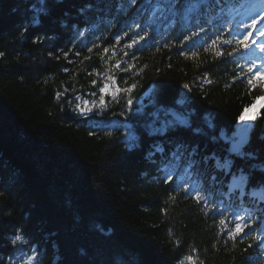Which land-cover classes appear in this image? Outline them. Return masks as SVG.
I'll return each mask as SVG.
<instances>
[{"label":"trees","instance_id":"1","mask_svg":"<svg viewBox=\"0 0 264 264\" xmlns=\"http://www.w3.org/2000/svg\"><path fill=\"white\" fill-rule=\"evenodd\" d=\"M127 3L0 0V264H258L252 244L223 237L159 165L179 144L184 161L237 202L243 181L227 172L246 174L252 189L264 173L241 158L228 170L204 163L224 158L223 148L184 128L149 135V105L139 101L182 102L230 131L260 103L245 152L264 163L263 88L227 53L129 48ZM129 131L138 147L129 148ZM242 198L256 213V197Z\"/></svg>","mask_w":264,"mask_h":264},{"label":"snow or ice","instance_id":"2","mask_svg":"<svg viewBox=\"0 0 264 264\" xmlns=\"http://www.w3.org/2000/svg\"><path fill=\"white\" fill-rule=\"evenodd\" d=\"M177 2H178V0H173V4H176ZM252 27H253V28L256 27V23H255V21L253 22ZM258 32H259V30H258ZM259 34H260V35H264V32H259ZM251 35H252L251 32L248 33V35H245V36L242 38V40H241V41H238L237 43H238V44H239V43H243V44L247 47V46H248L249 36H251ZM253 43H255L254 40H253ZM127 46H128L129 48L132 47L131 44H129V45H127ZM256 46L259 48V50H260L261 52H264V44H258V45H256ZM229 55H231V53H229ZM117 66L119 67V65H117ZM249 72H252V68L249 69ZM256 78H257V80L260 79L259 74H257V77H256ZM248 83H249V84H252V83H253L252 79H249ZM105 90H106V89H102L101 91H105ZM129 91H130V89H129ZM58 95H59V94H58ZM102 102H103V101H102ZM128 104H131V100L128 101ZM246 110H247V109H246ZM239 119H240L241 121H243V120H244V116L241 115V116L239 117ZM204 120H205V124H206V126H207L208 128H210V129H214V128H215V125H214V123H213V120H212V118H211L210 116H205ZM182 123H184V122H182ZM187 126H188V127H192L191 124H187ZM125 127L128 128V129H130V128H131V125H125ZM168 127H174V125H165V126L162 127V128L151 127V130L149 131L148 134H149V135H156V134H158V133H159V134H163V132L166 131V130L168 129ZM192 131H193L195 134H200L201 131H202V129H201L200 127H194V128H192ZM221 138H223V139H228V137L225 136V134L223 133V131H221ZM211 139H212L213 141H215V140L217 139V137H216V136H212ZM128 140H129V148H132V147H138V146H139V145L136 144V143H132V142H135V141L138 140V137L135 135L134 132L129 131V133H128ZM243 143H244L243 138H239V139H237L236 137H233V138H232V148H231L230 151H231V152L238 153V154L241 155V156L245 155L243 152L240 151V148L242 147ZM153 147L155 148V150H156L157 152H160V153H163V152H164L163 147H161V146H159V145H154ZM180 147H181V145L178 144V145H177V149H179ZM197 152H198V145H197L196 147L192 148L190 154H191L192 156H195V155L197 154ZM175 155H176V153H173V156H175ZM248 155L251 156L252 154H251V153H248ZM148 156H149V157L153 156V152L150 151V152L148 153ZM210 159H215V167H216V169L228 170V169H230V168L232 167V160L229 159V158H227V157H224V158H216L215 155L213 154L212 157H204V161H203V162L206 163V162H207L208 160H210ZM221 159L223 160V162H221ZM153 163H155V161H153ZM211 179H212L213 183H215L217 177H216L215 175H213V176H211ZM245 227H247L246 224H237V225H236V228H235V234H239L240 232H242L243 229H244ZM20 239H21L20 236H19V235H16V236L12 239V243H13V244H16L17 241H19ZM189 259H191V257H189Z\"/></svg>","mask_w":264,"mask_h":264},{"label":"bare ground","instance_id":"3","mask_svg":"<svg viewBox=\"0 0 264 264\" xmlns=\"http://www.w3.org/2000/svg\"><path fill=\"white\" fill-rule=\"evenodd\" d=\"M186 6H187V8H189V9H192V11H193V18L194 17H196V16H198L199 15V10H198V6L195 4V0H188L187 1V4H186ZM190 27H192V26H190ZM152 121V120H151ZM151 124V123H150ZM156 128V127H155ZM181 129H183V128H181ZM220 129H222V127L220 128ZM183 131H192V129H183ZM225 136L226 137H228V139H223V138H221V134L219 133V134H217V138L219 139V141L222 143V144H224V145H228L229 143H230V141H232V138H231V136H229V135H226L225 134ZM174 138V137H173ZM168 139V138H167ZM170 139V138H169ZM166 141V140H165ZM159 142H161V141H159ZM163 143V146L165 147V148H168V145H165V143H164V140L162 141ZM174 152H176V151H178V149H177V147H174ZM153 152V153H155L152 149H150V148H148L145 152H144V154L146 155V154H148L149 152ZM235 157V156H234ZM241 166H243V167H245V168H249V167H251L252 165H254V163H248V162H243V163H241L240 164ZM258 172H261L262 170L261 169H258L257 170ZM230 176H236V177H238V175H239V173L237 172V171H233L232 169H231V171H228L227 172ZM253 188H254V190L253 191H249L251 194H254V195H257V196H261V194H262V192H264V186H262V187H257V186H253ZM238 191L239 190H243L242 188H238L237 189Z\"/></svg>","mask_w":264,"mask_h":264}]
</instances>
